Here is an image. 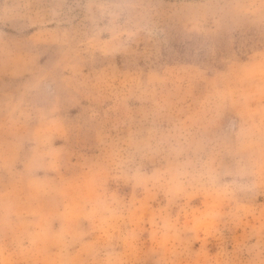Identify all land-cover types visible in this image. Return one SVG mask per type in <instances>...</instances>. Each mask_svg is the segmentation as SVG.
<instances>
[{
    "label": "rangeland",
    "instance_id": "1",
    "mask_svg": "<svg viewBox=\"0 0 264 264\" xmlns=\"http://www.w3.org/2000/svg\"><path fill=\"white\" fill-rule=\"evenodd\" d=\"M0 264H264V0H0Z\"/></svg>",
    "mask_w": 264,
    "mask_h": 264
}]
</instances>
